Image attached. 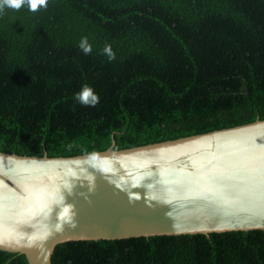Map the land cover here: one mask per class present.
<instances>
[{
    "label": "trees",
    "instance_id": "obj_1",
    "mask_svg": "<svg viewBox=\"0 0 264 264\" xmlns=\"http://www.w3.org/2000/svg\"><path fill=\"white\" fill-rule=\"evenodd\" d=\"M84 84L95 107L74 99ZM256 117L264 0H47L36 12L0 11L1 151L72 155ZM50 263L264 264V228L68 239ZM0 264L27 261L0 248Z\"/></svg>",
    "mask_w": 264,
    "mask_h": 264
},
{
    "label": "water",
    "instance_id": "obj_2",
    "mask_svg": "<svg viewBox=\"0 0 264 264\" xmlns=\"http://www.w3.org/2000/svg\"><path fill=\"white\" fill-rule=\"evenodd\" d=\"M72 155L0 150V248L51 264L68 239L264 228V117Z\"/></svg>",
    "mask_w": 264,
    "mask_h": 264
},
{
    "label": "clouds",
    "instance_id": "obj_3",
    "mask_svg": "<svg viewBox=\"0 0 264 264\" xmlns=\"http://www.w3.org/2000/svg\"><path fill=\"white\" fill-rule=\"evenodd\" d=\"M24 5L28 6L29 11L36 12L40 8L47 7V0H0V11L5 7L19 10ZM79 48L85 55L90 54L92 51V46L88 43L86 37L81 38ZM103 52L109 61L115 59V53L110 45H105ZM74 99L85 106L95 107L99 103V95L87 84L82 85L81 89L74 94Z\"/></svg>",
    "mask_w": 264,
    "mask_h": 264
}]
</instances>
